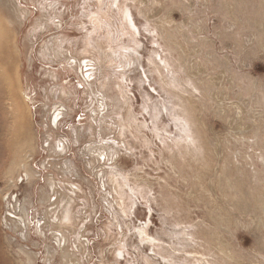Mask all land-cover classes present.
I'll list each match as a JSON object with an SVG mask.
<instances>
[{"label":"rangeland","instance_id":"obj_1","mask_svg":"<svg viewBox=\"0 0 264 264\" xmlns=\"http://www.w3.org/2000/svg\"><path fill=\"white\" fill-rule=\"evenodd\" d=\"M12 2L22 22L9 31L0 8V62L40 176L10 174L1 94L0 264L23 261L6 192L29 197L33 264L62 263L37 226L49 177L74 264H264V0Z\"/></svg>","mask_w":264,"mask_h":264},{"label":"bare ground","instance_id":"obj_2","mask_svg":"<svg viewBox=\"0 0 264 264\" xmlns=\"http://www.w3.org/2000/svg\"><path fill=\"white\" fill-rule=\"evenodd\" d=\"M15 7L16 6L12 2V0H0V8H4L7 12L5 20L7 21V24H8L7 26L10 29L9 31L13 30L16 33L17 32L16 26L21 24L22 22L21 21L22 11H20L19 9ZM128 16L130 15L128 13H125V17H127L128 21H130ZM2 26L4 25L3 24L0 25V48L5 47V44L8 41L4 38L6 40L5 42V40H3L2 38V35L5 31V30L2 31L3 30ZM7 73H8L7 63L0 62V89H1L0 96L2 94V96L5 97L6 100L8 101V113L10 116L9 121L11 124V125L8 124L9 128L7 129L5 133V136L7 137L9 136L8 141L9 142L11 141L10 146H8L10 147L9 155H10V160H11L10 161V164H11L10 174L13 171L22 169L25 175L23 176L22 174H20L16 178H14L15 183L22 184L23 181H25L26 179V182L24 183L27 185V187H31L34 184L37 177L39 178L40 175L37 174L38 173L37 171H33L30 167H28V164L25 161L27 159V156L24 155V150L26 149L28 144H27L26 137L22 133L24 130L23 129V118H24L23 113L24 112L14 102L13 96H14L15 88ZM59 112H60V109L57 106H54L51 123L55 127H57V120L59 119V115H60ZM48 130L52 131L51 127ZM55 147H56L55 153H59L60 155L64 154L66 151V146L63 143L57 142ZM2 151H4V149ZM43 166L45 165L43 164ZM48 179L50 181L49 191L47 193L42 192L39 197V200H41L40 202L46 204L44 212H43V217L45 220L44 222L45 230L43 231L42 229H40L41 226H40L39 220L37 221V224H38L37 226H39V231H41L42 234H44L45 231L51 232L52 237L55 240L54 245L53 246L48 245L46 249V253L49 255V261L54 257L51 251L53 253H58V251L55 249L57 247V249L59 250L61 259H62L61 264H74V262L76 263V260L74 258V255L67 248V237H66V234L63 233V230L65 229V227L66 229H69L72 227V209H71L69 202L65 203L62 207L60 206V203L59 201H57V199H54V202L50 203L51 196L56 194L58 191H56L57 187L53 181V178L49 177ZM15 185L17 184H14L12 178L10 177L8 180V187L15 186ZM28 198L29 197L25 195V198L22 201L19 199V197H17V195H14L12 197V194H8L7 192L4 193L1 198L2 202H4V204L8 208L6 210V214L3 216V221L8 226V229L10 231L15 232V233L20 232L21 240H19L20 243L18 246V250L23 257V261H21L22 264H33L35 262L34 254L31 253V251L24 249L22 245V241L26 242L30 239L28 225L30 224L29 210L31 207L29 209L27 208V205L29 202ZM54 204L56 206L52 208L51 205H54ZM8 221L10 222L9 224H8ZM33 245L36 246L37 243Z\"/></svg>","mask_w":264,"mask_h":264}]
</instances>
